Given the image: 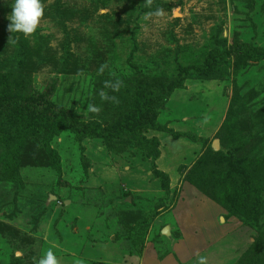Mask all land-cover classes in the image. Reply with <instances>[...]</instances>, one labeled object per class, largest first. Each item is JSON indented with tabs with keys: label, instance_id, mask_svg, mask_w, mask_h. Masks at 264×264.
Returning <instances> with one entry per match:
<instances>
[{
	"label": "rangeland",
	"instance_id": "rangeland-1",
	"mask_svg": "<svg viewBox=\"0 0 264 264\" xmlns=\"http://www.w3.org/2000/svg\"><path fill=\"white\" fill-rule=\"evenodd\" d=\"M13 2L0 264H264V0Z\"/></svg>",
	"mask_w": 264,
	"mask_h": 264
},
{
	"label": "clouds",
	"instance_id": "clouds-1",
	"mask_svg": "<svg viewBox=\"0 0 264 264\" xmlns=\"http://www.w3.org/2000/svg\"><path fill=\"white\" fill-rule=\"evenodd\" d=\"M11 13L7 16L10 33H21L25 36L33 34L44 15L42 0H14L10 5ZM39 264H57L55 255L49 251ZM195 264H207L206 256H199Z\"/></svg>",
	"mask_w": 264,
	"mask_h": 264
},
{
	"label": "crops",
	"instance_id": "crops-1",
	"mask_svg": "<svg viewBox=\"0 0 264 264\" xmlns=\"http://www.w3.org/2000/svg\"><path fill=\"white\" fill-rule=\"evenodd\" d=\"M98 248H101V249H104V250H105V243H103V245L100 246V247H98ZM91 249H92L91 247L86 248L84 251L81 252V255L85 258L86 255L90 253V250H91ZM96 250H97V249H96ZM145 251H147V250H145ZM98 252H99V251H98ZM149 252H150V251H149ZM214 252H216V251L208 250V251L205 252L204 256H207V258H209L210 255H213V254H211V253H214ZM145 253H146V252H145ZM220 253H221V252H220ZM129 254H130V253H125V254H124L125 256H123V260H126V259L129 257ZM91 255H92V254H91ZM150 255H152L155 259H157L156 254L152 253V254H150ZM214 256H216L215 253H214ZM92 257H93V258H96L97 260L100 261L99 257L94 256V255H92ZM188 259H189V258H188ZM91 260H92V259H91ZM150 260H153V259H148V263L146 262V264H158L157 262H155V260H154L153 262H150ZM160 261H161V260H160Z\"/></svg>",
	"mask_w": 264,
	"mask_h": 264
},
{
	"label": "water",
	"instance_id": "water-1",
	"mask_svg": "<svg viewBox=\"0 0 264 264\" xmlns=\"http://www.w3.org/2000/svg\"><path fill=\"white\" fill-rule=\"evenodd\" d=\"M216 143H217V142H216ZM49 198H50V199H55V197H53V196H50ZM50 199H49V200H50ZM49 200H48V203H49Z\"/></svg>",
	"mask_w": 264,
	"mask_h": 264
},
{
	"label": "bare ground",
	"instance_id": "bare-ground-1",
	"mask_svg": "<svg viewBox=\"0 0 264 264\" xmlns=\"http://www.w3.org/2000/svg\"><path fill=\"white\" fill-rule=\"evenodd\" d=\"M168 232V230L167 229H165V232L164 233H167Z\"/></svg>",
	"mask_w": 264,
	"mask_h": 264
},
{
	"label": "trees",
	"instance_id": "trees-1",
	"mask_svg": "<svg viewBox=\"0 0 264 264\" xmlns=\"http://www.w3.org/2000/svg\"><path fill=\"white\" fill-rule=\"evenodd\" d=\"M221 135H223V136H224V134H221Z\"/></svg>",
	"mask_w": 264,
	"mask_h": 264
}]
</instances>
